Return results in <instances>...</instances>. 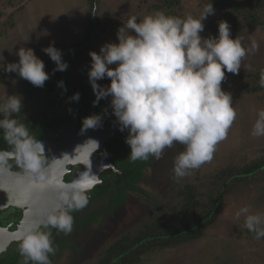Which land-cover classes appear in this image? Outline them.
I'll return each mask as SVG.
<instances>
[{
    "label": "clouds",
    "instance_id": "obj_1",
    "mask_svg": "<svg viewBox=\"0 0 264 264\" xmlns=\"http://www.w3.org/2000/svg\"><path fill=\"white\" fill-rule=\"evenodd\" d=\"M213 14L210 0L198 17L169 16L157 11L138 21L133 15L117 29L116 42L88 53L87 76L95 96L93 105L110 97L118 130L127 131L124 142L130 149V160H148L150 156L159 160L166 148L180 144L183 150L173 161L175 178L212 160L216 145L226 138L237 116L231 94L221 88L225 73L238 74L243 59L258 48L255 41L247 48L242 36L233 38L230 25L223 20L217 23L216 36L203 37V21ZM28 40L29 36L25 43ZM42 51L55 63L53 73L67 70L60 49L50 43ZM15 55L18 59L11 63L0 55V70L16 73L42 88L50 79L44 62L30 47L20 46ZM106 78L107 85L97 83ZM260 85L264 87V74ZM57 86L67 91L63 80L57 81ZM79 98L76 92L69 101ZM22 107L21 96L5 92L0 100V130L13 146L17 164L31 176L29 192L50 189L57 204L21 233L18 250L22 264H51L49 254H55L56 249L47 229L54 228L65 235L72 232L71 213L87 205L83 190L88 187L83 183L63 186L49 178L43 145L29 134L25 124L14 118ZM100 123L99 114L86 116L82 118V130L96 128ZM251 135L264 137V109L258 110ZM88 142L98 148L97 141ZM8 155L0 152V165ZM241 216L243 227L256 239L264 237V213L251 212L244 206L236 212L237 219Z\"/></svg>",
    "mask_w": 264,
    "mask_h": 264
},
{
    "label": "rangeland",
    "instance_id": "obj_2",
    "mask_svg": "<svg viewBox=\"0 0 264 264\" xmlns=\"http://www.w3.org/2000/svg\"><path fill=\"white\" fill-rule=\"evenodd\" d=\"M95 2L98 13L106 11L113 17L123 19L126 16L134 15L139 21L145 15L156 12L150 7L152 0H96ZM207 4V0H180L179 5L174 9L180 16L191 14L198 17ZM0 9H3L1 5ZM4 9L2 11L4 14L0 17V29H2L0 32V55L4 57L6 63L15 62L18 59L15 53L20 46L32 48L41 60L46 56L42 48L47 47L50 43L58 49L78 47L83 42L81 40L86 37L87 29L85 27L90 22L88 17L89 0H22L15 1ZM244 11L246 12L243 14L247 17V9L244 8ZM7 13H9L8 17ZM235 17L236 21L223 20L214 8V14L209 15L203 21L206 23L203 37L217 35V23L223 20L230 25L231 36L233 38L236 35L242 36L247 48H251L253 41L258 45L256 51H250L243 59L238 74L225 73V80L222 82L221 88L231 94L237 116L229 128L226 138L216 145L212 160L203 164L206 167L204 168L206 172L202 171L203 174L214 168L209 167L210 164L216 165L227 159L236 162L243 161V159H249L256 155L260 149H264V137L251 135L257 112L264 109V90L247 92L237 81V77L242 73L264 70V28L246 26L244 17L240 16V19ZM5 19L8 20L7 24ZM28 36L29 40L25 43ZM91 37L92 31L89 41L94 38V32ZM109 42H116V35L111 36L109 40L97 36L81 51L70 53L66 59L68 68L80 76L87 73L90 67L89 51L99 52L100 46ZM248 66H251V69ZM68 68L67 70H69ZM106 80L109 82L107 78ZM28 90L30 88L16 80L12 73L0 70V100L4 98L5 92L9 95L21 96L23 107L21 113L15 117L19 116L17 121L25 124L29 129L27 114H33L34 111L39 110L37 106L40 104V97L37 92H28ZM44 110L45 108L41 110L40 114L38 113L39 118H35L32 124L35 122L38 125L46 121L48 112L45 113ZM40 134L41 132L36 133L37 136ZM121 134L126 136L127 131H118L117 137ZM113 136L106 138L105 144L106 142L110 144ZM119 143L121 146L115 157L110 154L109 158H112L115 164L129 175L123 178L126 187L121 186L117 191V188L110 184H103V191L98 194L95 193L97 191L95 190L94 193H91L92 198L83 210L80 213L72 214V216L74 224L82 219L92 222L90 221L91 223L87 227L82 226L74 237L67 234L68 239L71 238L72 241H68L63 232H57L53 242V247L56 248L55 254H49L51 264H91L87 263L91 259L89 257L96 258V255L110 245L116 236L120 237L130 232L143 230L145 225L155 224L156 221L162 219L165 213L164 217H173L176 209H180L178 205L181 207L185 196L178 193L180 191L178 187L187 175L175 178L173 161L174 157L183 150V146L174 144L171 148H166L159 160L150 156L151 160H147L143 176L139 177L137 176L139 164L145 160L131 161L128 156L129 147L124 140ZM125 146L127 147L124 148ZM99 150L98 156H104V153ZM262 179L260 177L251 182H255L256 187L262 185ZM251 182L241 186L242 193L239 191L237 192L239 194L233 197L229 208L230 213L226 212L225 214L224 212L223 217H220L219 214L218 219L206 227L202 237L190 243L182 241L170 248L155 249L142 258L143 264H217L219 262L220 264H264V241H257L251 237V240L248 239L247 242L244 240L245 244L238 242L241 239L239 236L245 234V230L241 225L244 217L241 216L237 219L236 212L241 207L248 206L251 212L264 213V194L260 192V197L256 196ZM243 193L249 195L245 197ZM120 201L125 203L122 207L127 205V210L122 213L123 219L116 223H111L112 221L108 220L109 225L101 227L107 228V232L96 240V245L87 254L80 256L78 240L80 237L84 239L90 235V232L83 234L86 229H92L93 222L105 224L104 221L102 223L103 219L96 218V214L102 213L105 208L109 210L108 207L114 204H121ZM173 206L178 208L172 210ZM110 226L112 228L109 229ZM93 241L95 242L94 239ZM243 244L244 255L236 254L237 247H241ZM18 246L19 244L14 243L7 249L8 252L2 255L4 264L12 262L19 251Z\"/></svg>",
    "mask_w": 264,
    "mask_h": 264
},
{
    "label": "trees",
    "instance_id": "obj_3",
    "mask_svg": "<svg viewBox=\"0 0 264 264\" xmlns=\"http://www.w3.org/2000/svg\"><path fill=\"white\" fill-rule=\"evenodd\" d=\"M15 1L20 2L22 0H0V5L3 8L0 9V17L4 14L2 13V11L5 10L4 8H6L9 4L12 5ZM95 1L96 0H89L90 9L88 11V17L90 22L85 27L87 29L86 37L81 40L83 42L80 46L89 41L92 30L94 31L93 40L96 39L97 36L109 40L111 36L116 35L117 29L126 24L127 20L130 18V16H126L124 19L120 17H113L106 11L98 13L96 6L95 20L93 22L91 20V13ZM179 3L180 0H152L150 7L156 12H164L169 16L183 17L178 15L174 9L175 6L179 5ZM207 3L209 4L210 0H207ZM211 4L214 8H216L217 13L221 16V18H223V20L236 21L235 16L239 19L240 16H242L244 17V24L246 26L264 28V0H211ZM244 8L248 11L247 17L243 14L246 12L244 11ZM6 16L8 17L9 13H7ZM5 20V23L7 24L8 20ZM203 23L206 25L205 22ZM1 31L2 29H0V32ZM201 35L204 36V32L201 33ZM92 39L85 45V47L93 41ZM82 49H79L78 51H81ZM68 55L69 54L63 53L62 59L66 61ZM42 61L45 64V71L50 75V79L45 82L42 88L33 86L28 81L20 78L16 73H12V76L16 80L28 86V88H30L28 92L35 91L40 97V104L37 106V109L39 110L37 112L34 111L33 114H27L29 134L34 139H37V137H41L43 135L48 136L54 131L55 133L53 134V137L57 139L60 137V132L62 131L65 123L71 117L75 106L77 109L76 120L78 126L82 127V118L92 114H97L98 110L103 106V101L105 99H102L98 102V104L93 105L95 96L90 83L87 82L88 76L86 72L80 76L75 73L74 70L68 68L69 70L64 72L70 81L69 84L66 79L62 78L59 71L53 73L55 63H53L47 55L42 59ZM262 74H264V70L257 72H245L237 77V81L242 89L247 92L263 91L264 87H261L260 85ZM60 80L64 81L67 88L66 92L57 86V81ZM97 83L100 82L98 81ZM105 83L108 84L109 82ZM70 86L73 87V92L71 91ZM76 92L80 94L79 100L69 101L72 94ZM106 99H110V97ZM43 108H45V113L48 112L46 113L48 115L46 121L38 125L35 122L32 124L35 118H39V114ZM15 115L17 114H14V118L17 120L19 116L15 117ZM38 132H41L40 136L36 135ZM124 138L125 136L123 134L119 137H117L116 134L111 140V143L108 146L110 151L108 152H110L114 157L117 150L121 146L119 142L124 140ZM126 147L127 146L124 148ZM11 148H13V146L4 139L3 131L0 130V149ZM149 160H151V157H149ZM146 163L147 160H145V162H140L137 176H143ZM211 166L214 168L204 174L202 171H204V168L206 167H204L203 164L198 169L190 170V174H188L184 181L180 183L178 187V190L180 191L178 193L183 194L185 198L182 201L181 207L178 205L180 209H176L178 207L175 208V206L171 207L172 210L176 209V213L173 217L166 218V216L164 217V215H166L165 213L162 216V219L156 221V225L150 223L145 225L143 230L141 229L134 233L130 232L120 237L116 236L110 245L106 246L105 249L96 255V258H91L87 263L143 264L142 258H144L147 253H151L155 249L170 248L182 241L190 243L202 237L206 227L214 220H217L219 214L220 217H223L224 212L225 214L226 212H229L233 197L238 195L239 193L237 192H241V186L249 184V181H255L256 179L262 177V185L255 187V182H251L250 184L251 187L254 186L256 196H259L260 192L264 194V149H260L256 155L251 158L249 157V159H243V161L241 160L236 162L234 160L227 159L226 161L216 165L210 164L209 167ZM124 176L128 177L129 175L124 173ZM107 183H109L112 187L116 186L115 188H117V191L121 186H123V188L126 187L123 179L117 185H115L112 180H108ZM146 193L148 194L149 192ZM243 194L245 197L249 195L245 193ZM120 202L123 204V201ZM116 207H119V204H114L108 208L109 210H112ZM109 210L105 208L102 214L105 215V213H109ZM241 225L243 229V222ZM244 230L245 234L239 236L241 238L238 240L240 244H242L244 240L245 242H247L248 239L251 240V237L254 238V240L256 239L254 233L249 232L246 228H244ZM54 236L55 235L51 233L53 242ZM256 240L264 241V237ZM244 244L241 245V247H237L238 249L235 250L236 254L244 255ZM6 250L3 254L8 252ZM2 255L0 253V264H4V261H2ZM22 262L23 257L18 251L12 262H8V264H22ZM29 264H33V262L29 261ZM217 264H220V262Z\"/></svg>",
    "mask_w": 264,
    "mask_h": 264
},
{
    "label": "water",
    "instance_id": "obj_4",
    "mask_svg": "<svg viewBox=\"0 0 264 264\" xmlns=\"http://www.w3.org/2000/svg\"><path fill=\"white\" fill-rule=\"evenodd\" d=\"M93 12H96V3H94L91 13V18L94 22L95 14H93ZM93 32L92 30V37ZM89 42L90 41L86 44ZM86 44L80 47H69L60 50L62 54H70L82 49ZM60 75L70 84L64 71L60 72ZM70 88L73 92V87L70 86ZM107 110L108 105L105 106L100 114V125L96 128L82 130V128L78 126L76 120L77 109L75 106L71 117L60 132L59 138L38 140L43 145L44 153H47L49 156L48 163L44 167L47 169L48 176L53 182L63 186H70L76 183H84L88 180H93L94 183L83 190L87 195L88 190L92 186L100 183L98 178L100 171L104 169L116 171L109 160L99 161L96 159V150L100 149L104 140L113 136L119 128L115 117ZM90 140L98 142L97 149L91 142H88ZM0 152L9 154L8 159H15V156L12 154L14 150ZM67 165L70 168L73 166H77L78 168L69 181H64V175L69 172ZM30 180L31 176L26 171L23 173L14 172L4 164L0 165V209L10 205L20 210V217L13 229H9V225L0 226V253L5 251L11 242L19 241L18 237L22 232L33 227L35 222L40 219L44 213L57 204L54 198L48 196V194L52 192L50 189L33 190L30 193ZM42 197H46L44 199V204L40 201ZM50 199L54 201L55 204L47 208L46 206L51 204L48 203L51 201ZM27 212L29 213L28 215H26Z\"/></svg>",
    "mask_w": 264,
    "mask_h": 264
},
{
    "label": "flooded vegetation",
    "instance_id": "obj_5",
    "mask_svg": "<svg viewBox=\"0 0 264 264\" xmlns=\"http://www.w3.org/2000/svg\"><path fill=\"white\" fill-rule=\"evenodd\" d=\"M101 85H107L105 82H107L106 79L104 80H101L99 81ZM109 100L110 99H105L103 101V106L98 110V113L97 114H101V112L103 111V109L105 108V106L108 105V112H111V108L109 106ZM80 127V126H79ZM82 128V127H80ZM119 130L116 131V133L114 134V136L117 134ZM55 132H51V134H49L48 136H41V137H37L36 140H40V139H43V140H46V139H55L53 137V134ZM113 136V137H114ZM105 141L106 139L104 140L99 152H103L104 153V156L102 157H99L98 156V150H96V159L99 160V161H104V160H109L111 162V164L113 165L114 169L116 171H111L109 169H104L102 171L99 172L98 174V178L100 180V183L98 184H95L94 186H92L88 192H87V197H88V201L91 200L92 198V194L91 193H94L95 190V193H98L100 191H103V187L104 185L103 184H109L107 183L108 180H112L113 183H115V185H117L123 178H125L124 176V170L117 166L116 164H114V161L113 159L109 158V155L111 154L109 149H108V146L109 144L106 142L105 144ZM11 150H14L13 148L11 149H0V151H11ZM45 154V157H44V160H45V163H44V166L47 165L48 163V159H49V156L47 155V153H44ZM4 165L11 169L12 171L14 172H19V173H23L25 170L23 169L22 166L18 165L17 162H16V159H8L6 160V162L4 163ZM67 168L69 169V172L66 173L63 177V180L64 181H69L73 176H74V173H75V170L78 168L77 166H73L72 168H70L68 165H67ZM116 187V186H114ZM41 204V203H40ZM122 204V203H121ZM119 204V207H116L114 209H112L111 211H109V213H105L102 214H97L96 215V218L97 219H103L102 220V223L104 221V225L103 224H97L96 222H93V226H92V229H89L87 228L86 231L83 233H89L90 232V235L88 237H85L84 239H82L80 237V240H78L79 244H78V251L81 250V252H79L78 254L81 256L82 254H87L95 245H96V240H98V238H101L103 237V235L107 232V228L103 227L101 228L102 226H108V220L112 221L111 223H116L118 222L119 220L123 219V212L127 210L126 206L122 207L123 205H125V203H123L122 205ZM121 205V206H120ZM82 210V209H81ZM81 210H76V211H73L71 213L74 214V213H80ZM84 212V211H83ZM87 213V212H86ZM20 217V210L18 208H14V207H11L10 205L6 206L5 208L3 209H0V225L3 226V225H9V229H13L14 228V225L16 224L17 220L19 219ZM105 217V218H103ZM91 221V220H90ZM86 220V219H82L80 220L79 222L73 224V230L72 232L69 234L70 236L74 237L76 232H78V230L80 228H82V226L84 227H87L91 222ZM112 228L111 226L109 227V229ZM47 230H50L51 233H53L55 236L57 234V230L52 228V229H47ZM55 236L53 238V240H55ZM67 237V240L68 241H72V239H68V235H66ZM93 239L95 240V242L93 241ZM19 244V241H15V242H11L8 247L12 246L13 244ZM7 247V249H8ZM80 247V249H79ZM7 251V250H6ZM4 253L1 252V255ZM83 256V255H82ZM93 256L89 257L92 258Z\"/></svg>",
    "mask_w": 264,
    "mask_h": 264
},
{
    "label": "bare ground",
    "instance_id": "obj_6",
    "mask_svg": "<svg viewBox=\"0 0 264 264\" xmlns=\"http://www.w3.org/2000/svg\"><path fill=\"white\" fill-rule=\"evenodd\" d=\"M48 196H50V197H52L53 198V195H52V192H50L49 194H48ZM46 198V197H45ZM45 198H40V201H41V203H43L44 204V202H45ZM49 199V198H48ZM44 200V201H43ZM51 200V199H50ZM46 203H47V201H46ZM48 203H51L50 205L48 204L46 207L47 208H49L50 206H52V205H54L55 204V202L54 201H49ZM29 213L27 212V214L26 215H28ZM22 225H24V224H22ZM1 226V225H0ZM3 226H5V225H3Z\"/></svg>",
    "mask_w": 264,
    "mask_h": 264
},
{
    "label": "snow or ice",
    "instance_id": "obj_7",
    "mask_svg": "<svg viewBox=\"0 0 264 264\" xmlns=\"http://www.w3.org/2000/svg\"><path fill=\"white\" fill-rule=\"evenodd\" d=\"M93 183H94L93 180H88V181H86V182L83 183V186L84 187H90Z\"/></svg>",
    "mask_w": 264,
    "mask_h": 264
}]
</instances>
